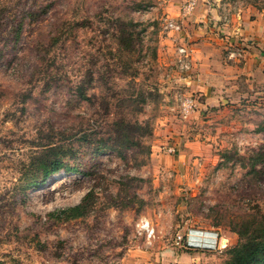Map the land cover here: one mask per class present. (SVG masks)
I'll return each instance as SVG.
<instances>
[{
  "label": "rangeland",
  "instance_id": "374dc122",
  "mask_svg": "<svg viewBox=\"0 0 264 264\" xmlns=\"http://www.w3.org/2000/svg\"><path fill=\"white\" fill-rule=\"evenodd\" d=\"M185 2L0 0V264H225L262 225L264 90L182 120L189 44L166 21H255L264 0ZM119 120L139 143L116 146Z\"/></svg>",
  "mask_w": 264,
  "mask_h": 264
},
{
  "label": "crops",
  "instance_id": "0c3cea01",
  "mask_svg": "<svg viewBox=\"0 0 264 264\" xmlns=\"http://www.w3.org/2000/svg\"><path fill=\"white\" fill-rule=\"evenodd\" d=\"M199 14L202 16L204 13ZM219 20L180 19L186 25L184 26L186 29L183 27L181 34L184 33L183 36L188 40L185 41L189 44L187 46L193 50L191 61L197 73L194 80L184 88L185 92H194L196 97L200 98L198 110L199 106L207 108L235 100L244 91L241 89L242 79L249 87L254 86L256 90H264V18L260 17L245 23L236 20L233 24H230V21L219 22ZM207 21L212 22L215 29L211 30L209 26L207 27ZM217 33L225 35L228 42L242 38L254 39V42L245 43L248 50L241 53L239 50L226 53L228 46L224 38L217 37ZM214 39L218 40L214 41ZM219 42L222 46H217ZM233 54L234 56H231ZM179 81L183 85L180 76ZM200 112L202 114V111ZM175 128L178 126L167 127L166 131H174Z\"/></svg>",
  "mask_w": 264,
  "mask_h": 264
},
{
  "label": "built area",
  "instance_id": "2783aa9c",
  "mask_svg": "<svg viewBox=\"0 0 264 264\" xmlns=\"http://www.w3.org/2000/svg\"><path fill=\"white\" fill-rule=\"evenodd\" d=\"M196 6V0H186L184 8L186 11H191ZM166 27L172 32L182 31V24L174 19H168L166 21ZM192 48H189L186 44L175 48L176 63L178 66L179 76L182 84L187 85L190 81L194 80L197 73L193 69V63L191 61ZM182 85V86H183ZM198 98L194 92H185L178 97L177 110L178 115L182 120H187L198 111ZM143 228L149 232L148 223L143 224ZM227 241L220 244V248L226 247ZM184 248L191 249L193 243L189 240L184 241Z\"/></svg>",
  "mask_w": 264,
  "mask_h": 264
},
{
  "label": "trees",
  "instance_id": "16d2710c",
  "mask_svg": "<svg viewBox=\"0 0 264 264\" xmlns=\"http://www.w3.org/2000/svg\"><path fill=\"white\" fill-rule=\"evenodd\" d=\"M150 124V123H149ZM130 124L129 122H126L124 120H119L118 122L114 123V139L112 141H115L114 143L118 144V142L121 140L127 141L130 144H137L140 141L138 138H141L144 136V133H136L137 137L135 136L134 140L132 141V137H130L128 134H126V127H128ZM137 129H140L141 126L139 123L133 124ZM148 125V124H147ZM141 130V129H140ZM150 130V129H149ZM122 144V143H119ZM84 200H82V203L78 206H75L74 208H68L65 210H62L63 213H74L78 212L84 207ZM254 232H256L254 235L250 234L248 236L244 237V243L240 245L237 248H234L231 252L230 259L225 264H264V222L261 226H259ZM246 233V232H245Z\"/></svg>",
  "mask_w": 264,
  "mask_h": 264
}]
</instances>
